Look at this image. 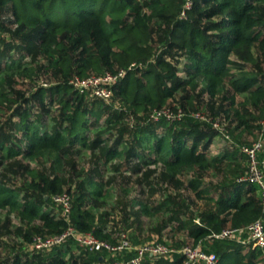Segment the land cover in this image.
Segmentation results:
<instances>
[{"label":"trees","instance_id":"trees-1","mask_svg":"<svg viewBox=\"0 0 264 264\" xmlns=\"http://www.w3.org/2000/svg\"><path fill=\"white\" fill-rule=\"evenodd\" d=\"M193 1V7L182 17L185 0H0V13L8 10L10 22L15 25L10 28L0 18V110L8 113L0 120V151L10 158L36 156L42 149L64 153L75 144L87 147L86 131L89 125L101 126L105 100L97 98L95 102L99 104L85 103V94L73 87L71 79L126 69L125 78L114 87L113 97L120 107L106 116L107 125H115L99 133L94 141H111L107 155L110 159L126 156L143 165L162 161L177 169L222 166L220 170L225 175L211 188L201 190L197 183H191L198 196L214 199L216 206L201 216V223L191 218V224H182L189 228L194 245L210 242L219 256L218 264H257L262 253L259 247L243 253L244 243L210 239L212 233L228 226L244 227L264 218L260 185L240 181L250 167L239 158L241 146L209 157V144L221 135L212 123L191 112L173 121H155L151 113L175 100L179 88L195 86L201 77L209 81L212 93H218L228 82L234 90L247 94L244 103L262 102L264 0ZM40 54L46 60L42 66L36 59ZM27 56L31 59L25 60ZM182 61L185 75L179 74ZM40 71L52 72L49 87L40 85L35 92L18 88L19 78L34 79ZM46 94L50 96V107L56 102L62 108L52 131L41 127L49 111L44 101ZM38 97L44 105L33 114L29 103ZM188 101L191 103L190 98ZM124 118L127 125H118ZM248 120L252 118L244 123ZM201 141L203 148L199 150ZM29 175L32 179L24 184L0 179V208L18 210L31 223L40 219L52 234L74 226L80 231H93L103 239H114L111 233H104L103 215L99 218L86 206L92 196L102 195L100 181L91 182L87 191L79 186L69 214L58 216L50 211L56 206L63 208L54 196L70 193L71 188L65 189L59 177L51 178L36 169H31ZM212 187L216 197L209 195ZM26 237L31 239L30 234ZM73 241L70 238L63 243L62 253ZM204 248L210 251L209 246ZM84 252L88 255L81 264H96L107 254L88 249ZM182 261L183 255L176 253L173 260L158 257L149 263ZM65 263L61 260V264ZM0 264L36 261L18 256Z\"/></svg>","mask_w":264,"mask_h":264},{"label":"rangeland","instance_id":"rangeland-1","mask_svg":"<svg viewBox=\"0 0 264 264\" xmlns=\"http://www.w3.org/2000/svg\"><path fill=\"white\" fill-rule=\"evenodd\" d=\"M0 18L5 19L10 28L15 26L10 22L8 10L2 11ZM34 56L33 54L32 59ZM29 59L31 56L25 58V60ZM36 59L41 66L46 63L41 54ZM183 61L179 64L180 75L186 74ZM40 72L34 79L19 78L18 88L23 91L32 89L35 92L40 85L49 87L52 84V72ZM209 84L208 80L201 77L195 86L186 85L179 88L175 100H170L164 107L174 111L181 109L184 114L200 112L205 116V121L212 123L214 128L221 131V135L216 136L209 144L206 150L207 156H220L226 149L233 150L241 146L242 156L239 158L248 166L251 161L250 155L242 147L261 140L263 146L257 151L256 159L259 164L264 165V98L258 105L246 104L244 101L247 94L234 90L228 82H224L223 87H220L222 92L216 94L209 90ZM84 94L85 103H100V101L95 102L99 99L90 93L84 92ZM189 98L191 103L188 101ZM40 100V97L30 100L29 111L33 114L41 111V106L44 104ZM44 101L49 111L45 112V120L41 122V127L52 131L62 108L56 102L50 107V96L47 94ZM104 102L101 108L103 116L99 119L101 126L89 125L86 131L89 139L87 147L75 144L64 153L42 149L36 156L19 155L10 158L4 157L0 151V179L24 184L25 181L32 179L29 171L36 169L51 178L59 177L65 189L71 188L70 193L63 192L68 193L71 200L79 186L87 191L92 187L91 182L100 181L102 195L92 196L86 206L98 213L99 218L101 214L103 215V221L106 223L103 228L104 233H111L113 237L122 232L127 233L136 244L155 241L176 248L193 244L189 228L184 227L182 223L191 224V218L197 223L201 222V216L216 205L214 199L205 195L198 196L191 183H197V188L201 190L206 187L211 188L212 184L220 181L225 175L220 170L222 166L210 165L205 168L195 165V167L185 166L177 169L168 167L162 161L143 165L140 160L130 158L129 160L126 156L110 159L107 155L111 141L97 143L94 138L106 129L114 127L115 124L107 125L106 116L118 109L120 104L114 97ZM195 108L199 110L195 111ZM227 112H230L229 116L226 115ZM7 114L5 110H0V120ZM248 117L252 120L244 123ZM119 124L127 125V119H121ZM203 143L204 141L200 142L199 150L203 148ZM209 195L216 197L214 187ZM50 211H54L58 216H65L60 206ZM27 234L31 235V239H27ZM51 234L40 219H35L31 223L25 220L18 210L0 208L1 263L12 262L19 256L25 260L35 259L36 264H61V260L65 261V264H81L87 257L85 248L72 237L74 241L69 243V248L64 253H62L63 243L56 245L58 247L47 249L33 248L36 237H46ZM202 244L203 247L209 246V249L214 251L210 247V242L205 241ZM247 246L249 249L256 248L253 244H245V247ZM259 259V264H264L263 253L260 254Z\"/></svg>","mask_w":264,"mask_h":264},{"label":"built area","instance_id":"built-area-1","mask_svg":"<svg viewBox=\"0 0 264 264\" xmlns=\"http://www.w3.org/2000/svg\"><path fill=\"white\" fill-rule=\"evenodd\" d=\"M193 0H185L182 17H186L188 10L193 7ZM126 69L117 71H105L103 73H93L88 76L76 75L71 79L73 87L84 93L88 92L95 98L110 100L114 96V87L126 76ZM184 112L180 109L174 111L169 107L156 108L151 113V119L159 121L162 118L168 120L181 119ZM195 116L205 119L202 113ZM263 142L258 140L252 145H244L242 149L250 155V167L248 172L240 178V181H254L258 183L263 191L264 201V168L256 159L257 151L261 149ZM264 166V165H263ZM68 193L56 194L54 200L62 205L64 215H68L71 209V199ZM201 223L200 221H198ZM74 238L86 250L107 252L96 264H151L158 257L174 259L176 253L183 255L181 264H218L219 256L215 251H208L203 247L202 242L198 245L187 244L181 248L171 247L161 242H147L144 244L133 243L127 233L117 234L114 239H101L94 232H78L73 226H69L64 232L55 233L48 236H38L33 242L36 250L47 249L66 242ZM226 238L236 240L245 244H253L262 249L264 254V218H259L244 227H226L221 232H214L210 239Z\"/></svg>","mask_w":264,"mask_h":264},{"label":"crops","instance_id":"crops-1","mask_svg":"<svg viewBox=\"0 0 264 264\" xmlns=\"http://www.w3.org/2000/svg\"><path fill=\"white\" fill-rule=\"evenodd\" d=\"M248 249H249V247H248V246H247V247H244V249H243V253L247 252V251H248ZM257 264H259V262H258Z\"/></svg>","mask_w":264,"mask_h":264}]
</instances>
